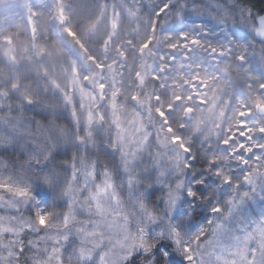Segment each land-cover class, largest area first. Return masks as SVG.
Returning <instances> with one entry per match:
<instances>
[{
	"label": "clouds",
	"instance_id": "9594fccd",
	"mask_svg": "<svg viewBox=\"0 0 264 264\" xmlns=\"http://www.w3.org/2000/svg\"><path fill=\"white\" fill-rule=\"evenodd\" d=\"M163 2L131 18L97 0L77 26L71 5L58 0L62 18L51 17L49 28L0 32V92L11 101L0 115L18 123L17 130L0 128L10 136L0 141V183L26 188L27 205L14 194L8 199L26 216H35L33 203L46 210L51 227L72 205L69 187L78 220L98 219L80 206L93 187H85L83 167L95 166L97 181L110 172L118 202L107 206L118 226L105 227L103 248L122 242L112 248L110 264H188L184 245L195 251L193 234L211 206L231 193L209 162L228 156L223 164L238 178L246 169L233 150L239 154L241 143L264 145V108L258 106L264 103V61L251 54L240 60L242 49L209 16L164 24L170 13L156 15ZM193 24L208 30L200 45L181 38ZM230 32L236 41L251 38L239 27ZM262 44L256 40L257 51ZM255 154L258 148L243 151L246 159Z\"/></svg>",
	"mask_w": 264,
	"mask_h": 264
},
{
	"label": "snow or ice",
	"instance_id": "6c2138e0",
	"mask_svg": "<svg viewBox=\"0 0 264 264\" xmlns=\"http://www.w3.org/2000/svg\"><path fill=\"white\" fill-rule=\"evenodd\" d=\"M166 12L170 13V18L165 17L164 24H182L188 15L209 16L222 26L229 43H237L242 49L244 55L239 57L240 60L251 54L264 61V44L259 51L255 47L257 39L264 41V4H252L248 0H164L156 10V15L164 17ZM230 27L244 29L251 38L236 41L232 38ZM208 34L203 24H193L187 32L181 33V38L192 45H200V36ZM184 47L187 48L188 44ZM212 51H217V48H212ZM220 51L222 53L223 50ZM5 105L11 106L8 93L0 92V108ZM258 106L264 108V103L258 102ZM0 128L17 130L18 123L6 122L0 115ZM260 131L264 132V128ZM242 135L247 136L248 133ZM9 139L8 134L0 135V141L7 143ZM175 140L179 142L180 138L176 137ZM224 143L227 146L230 142L225 140ZM238 148L239 154L234 149L232 155L246 169L238 178L233 169L223 164L228 156L216 154L209 162L210 171L215 169L212 175L220 178L221 187L231 185V193L211 206L206 224L193 234L191 240L196 245L195 251L190 245H184L188 264H264V145L253 148L241 143ZM257 148L259 154H255L253 159L244 157L245 149L248 153H256ZM185 151L188 149L185 148ZM224 151L227 152V147ZM218 163L220 167H217ZM96 172L95 166L84 165V185L87 187L91 183L93 187L88 189L80 206L98 219L78 220L72 206L76 204L77 196L69 187L72 205L64 213L61 222L51 227L50 215L46 210L39 209L33 203L35 216H26L19 210L16 200L8 199V195L14 194L17 198H23L27 205L26 188L14 185L11 181L0 183V264H110L114 255L112 248L122 246V242L116 240L111 248H103L105 227L114 229L118 226L107 202H118V196L110 172L104 170L99 181ZM132 182L133 178L129 177V183ZM198 183L204 184L205 181L199 180ZM188 195L195 197L196 192L189 190ZM258 202V208L252 207ZM41 229L44 231L41 232ZM140 246L146 253L150 251L143 242Z\"/></svg>",
	"mask_w": 264,
	"mask_h": 264
},
{
	"label": "rangeland",
	"instance_id": "374dc122",
	"mask_svg": "<svg viewBox=\"0 0 264 264\" xmlns=\"http://www.w3.org/2000/svg\"><path fill=\"white\" fill-rule=\"evenodd\" d=\"M48 1L49 6L47 7L46 2ZM128 1L131 2L133 0ZM66 2L71 5L72 10L74 9L75 11L80 10L86 12L85 8L90 10L91 7H94V5L97 3V0L96 2H94V4L92 2L91 6H89V4L87 3V7L85 4V0H66ZM117 2L118 1L115 0V4H117ZM57 4L58 0H0V16L3 15L2 21H0V32L9 30L21 32V22H19V20L21 21V17L14 16L15 11L18 12V15H20L19 13H22L21 8H26L28 10L29 20L34 23L33 25H36L37 27L38 25L45 27L51 22L55 23L54 20L50 19L53 16L43 14L42 11L48 9V11H54L53 13L55 14V16L58 14L57 17H62V13L57 10ZM28 26L29 25L26 24V27ZM44 27H42V29H45Z\"/></svg>",
	"mask_w": 264,
	"mask_h": 264
},
{
	"label": "trees",
	"instance_id": "16d2710c",
	"mask_svg": "<svg viewBox=\"0 0 264 264\" xmlns=\"http://www.w3.org/2000/svg\"><path fill=\"white\" fill-rule=\"evenodd\" d=\"M117 4H115V0H106V3L108 5H110L113 8H122L131 18H135V15L137 13L138 10H140L141 8H152L154 7L156 4L159 3V0H133V1H128V0H117ZM92 2L94 4V2H96V0H85V4L87 7V3L89 4V6L92 5ZM47 7L49 6V1L46 2ZM95 6V5H94ZM93 6L91 7L90 10L86 9V12L80 11V10H72L71 9V22L73 24H76L77 26H79L81 23L84 22V19H86L90 13L93 10ZM22 9V13H19L20 15H18V12L15 11L14 16H19L21 17V21L19 20L20 23V31L21 33L23 32V30L26 28V24L30 25V24H34L29 20V15H28V10L26 8H21ZM54 11H48V9L43 10L42 13L46 14V15H50V16H55V14L53 13ZM57 14V13H56ZM58 16V14L56 15ZM2 16H0V21H2ZM62 18V17H60ZM1 23V22H0ZM54 22H51L49 25L47 26H40L38 25V27L42 28H49L50 25H52ZM85 29L91 30V25L88 24H84ZM4 76L3 72H0V79L1 77ZM3 78V77H2Z\"/></svg>",
	"mask_w": 264,
	"mask_h": 264
}]
</instances>
